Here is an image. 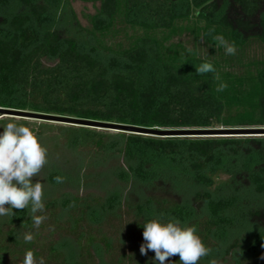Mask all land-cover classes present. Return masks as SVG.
<instances>
[{
    "label": "trees",
    "instance_id": "16d2710c",
    "mask_svg": "<svg viewBox=\"0 0 264 264\" xmlns=\"http://www.w3.org/2000/svg\"><path fill=\"white\" fill-rule=\"evenodd\" d=\"M83 1L99 3L91 28L72 0H0V107L161 129L264 127V54L245 59L252 40L264 48V0ZM118 23L133 31L127 45L108 41ZM185 32L218 55L170 43ZM213 35L235 42L236 54L226 55ZM205 61L225 91H215L213 73L196 74ZM15 122L37 129L48 149L33 180L44 183L38 214L47 219L37 230L27 209H13L0 225V264H20L28 249L45 264H153L154 252L139 251L142 225L160 214L195 225L210 249L247 232L250 255L234 264H264V135L154 136ZM23 231L34 232L32 243L18 238ZM133 236L140 245L125 249ZM236 245L238 238L225 253Z\"/></svg>",
    "mask_w": 264,
    "mask_h": 264
},
{
    "label": "clouds",
    "instance_id": "9594fccd",
    "mask_svg": "<svg viewBox=\"0 0 264 264\" xmlns=\"http://www.w3.org/2000/svg\"><path fill=\"white\" fill-rule=\"evenodd\" d=\"M214 29L209 31V35ZM217 47H223L226 55H235V42L227 41L223 35H213ZM196 67L197 75L213 73L217 81L215 91L223 92L229 85L221 79L215 66L205 61ZM3 132L0 133V217L12 218L16 210L27 209L34 229H39L47 219L45 212L44 183L39 178L44 167L48 164V149L40 142L38 130L24 123L15 122L19 118L0 116ZM56 183H63L64 177L56 176ZM143 227V241L140 253L147 255L154 252L153 264H167L170 258L178 256L179 264H199L202 258L208 256L211 249L198 235L195 225L182 224L175 218H165L163 214L146 220ZM25 244L35 239L33 231L19 233ZM20 264H45L43 257L37 259L34 250L25 251ZM210 264L214 262L210 261Z\"/></svg>",
    "mask_w": 264,
    "mask_h": 264
},
{
    "label": "rangeland",
    "instance_id": "374dc122",
    "mask_svg": "<svg viewBox=\"0 0 264 264\" xmlns=\"http://www.w3.org/2000/svg\"><path fill=\"white\" fill-rule=\"evenodd\" d=\"M73 7L75 11L77 12L78 18L81 21L82 25L91 28L92 24L90 22V17L96 14L97 9L99 7V3H93V2H86L83 0H72ZM117 27L119 28V31L115 35V37H110L109 38V43H111L112 46H116V44L121 43L122 45H127L129 41V36L133 34L132 29L129 26H126L125 24H117ZM141 32V31H140ZM181 43L182 46L188 50H193L196 49L197 53L200 57H210L214 58L215 56L218 55L217 53H211V46L205 43L204 40H200L199 42H195L193 35L189 32H185L181 35L174 36L170 43ZM264 54V48L263 45L257 41V40H252L249 46L247 47L246 54H245V59H250V58H256L260 59L263 57ZM3 116V115H0ZM20 118V117H17ZM24 118V117H22ZM32 119V118H28ZM37 120V119H33ZM39 121H44V120H39ZM51 122V121H49ZM59 123V122H56ZM68 124V123H65ZM220 128V127H219ZM114 131V130H112ZM247 136V135H243ZM253 136H262V135H253ZM45 189V187H44ZM47 189V188H46ZM92 191L93 193L96 194H103L104 191L102 189L98 188H92L87 190ZM8 217H0V225L3 224ZM261 222L264 220H260ZM247 232H241L237 235L228 237V240L223 241L221 246L213 247L211 248L210 254L206 257V262L205 264H210L211 262H216L220 264H234L235 259H238L239 257H246L250 254H247L250 251V246H251V235L247 234ZM137 236V235H136ZM136 236H133L132 239L134 240ZM138 237V236H137ZM238 238V245H236L228 254L225 253V246H228L229 244L232 243L234 239ZM138 240V239H137ZM134 240L132 243V240L129 241V245H125V249H132L135 247ZM219 244V242L217 243ZM136 245H140L139 241L136 243ZM73 251V246L69 245V252ZM247 254V255H246Z\"/></svg>",
    "mask_w": 264,
    "mask_h": 264
},
{
    "label": "water",
    "instance_id": "95a60500",
    "mask_svg": "<svg viewBox=\"0 0 264 264\" xmlns=\"http://www.w3.org/2000/svg\"><path fill=\"white\" fill-rule=\"evenodd\" d=\"M0 115L32 118L37 120L83 125L99 129L124 131L130 133L154 135V136H251L264 135V127H220V128H185V129H161L157 127H143L137 125L92 120L66 115L42 113L29 110L0 107Z\"/></svg>",
    "mask_w": 264,
    "mask_h": 264
}]
</instances>
